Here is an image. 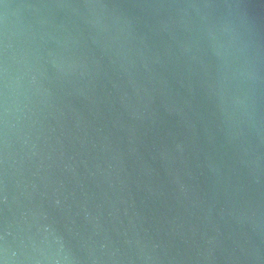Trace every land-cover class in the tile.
Returning <instances> with one entry per match:
<instances>
[{
	"label": "water",
	"instance_id": "obj_1",
	"mask_svg": "<svg viewBox=\"0 0 264 264\" xmlns=\"http://www.w3.org/2000/svg\"><path fill=\"white\" fill-rule=\"evenodd\" d=\"M0 264H264V0H0Z\"/></svg>",
	"mask_w": 264,
	"mask_h": 264
}]
</instances>
